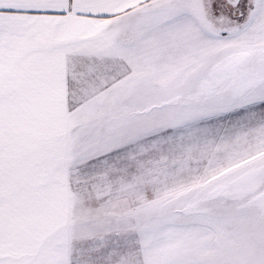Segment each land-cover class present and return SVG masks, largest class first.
I'll list each match as a JSON object with an SVG mask.
<instances>
[{
  "label": "snow or ice",
  "instance_id": "6c2138e0",
  "mask_svg": "<svg viewBox=\"0 0 264 264\" xmlns=\"http://www.w3.org/2000/svg\"><path fill=\"white\" fill-rule=\"evenodd\" d=\"M0 264H264V0H0Z\"/></svg>",
  "mask_w": 264,
  "mask_h": 264
}]
</instances>
